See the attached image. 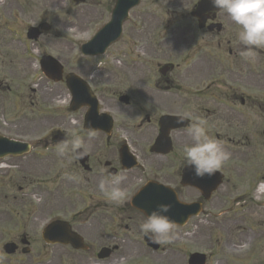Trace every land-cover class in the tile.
<instances>
[{
  "label": "flooded vegetation",
  "instance_id": "1",
  "mask_svg": "<svg viewBox=\"0 0 264 264\" xmlns=\"http://www.w3.org/2000/svg\"><path fill=\"white\" fill-rule=\"evenodd\" d=\"M175 2V1H174ZM100 2L97 3L99 5ZM140 17L142 18L144 15H148V11L145 8L141 13ZM84 19V16L81 17ZM160 24V19L156 18L155 25ZM195 30L197 31V23H195ZM190 29H185L184 33L187 34ZM201 31V30H200ZM194 34L190 35V38H193ZM144 48L148 47L147 43H143L142 45ZM3 48L0 47V58L3 56ZM21 84L17 79L12 69L7 68L5 72L0 73V136L6 135L9 136L8 138L14 139V137L20 136L21 132L31 131L34 132L36 130L35 120H30L24 118L23 122L21 123L19 119V111L23 114L25 113H34L36 107L39 108L40 113L46 114V108L44 104H39L35 100V92L31 91V94L28 95V100H19V96H15L14 98L10 99L4 95V91L10 92L11 85L13 83ZM12 100V101H9ZM44 100V99H42ZM48 101V100H46ZM15 115V116H14ZM71 119L65 116H61V123L63 126L66 125L68 127ZM40 125H46L49 127L51 125V118L46 123V119H43L39 122ZM153 129L145 127H139L136 134L139 135L141 140L149 139L150 135L152 134ZM42 147H46V143L42 145ZM100 158H105L104 160ZM111 158L110 155L106 152L101 154L98 158H95L94 161L89 162L90 164V172L89 174L93 175L95 179L101 180V178L108 176V179L115 175L118 172V169L113 160H109ZM35 161V160H34ZM3 168H7V170H3ZM19 168V158H6L0 159V178L3 176H13V172L10 169ZM140 176H139V175ZM121 175L125 176L126 179L122 183V187L126 188L127 190L131 186L133 176L131 172H124ZM134 179L139 180L142 177L141 173H135ZM13 184V182L9 183ZM180 188L178 187L177 196L181 199H185L187 202H194L191 198L183 197V194L179 191ZM100 191V190H99ZM102 193V192H101ZM100 194V193H99ZM188 197L189 194H186ZM103 205H95L94 207H90L89 217L94 216L98 219H104L105 216L110 217V224L106 227L109 228L111 231V235H109L108 240L102 245L100 242L98 250L101 248H107L109 250L107 258L104 259H97V248L93 246L90 250L87 251V259L84 264H90L92 261H105V264H116L117 261L122 259L123 257H131L135 255L142 260H147L153 264H164V262L172 263V264H201L197 263L195 260L191 259L190 254L196 252L195 245L192 247H187V244L184 246H179L177 244L178 235L176 234L175 240L170 244H162L157 243L158 249L152 250L145 246V242L143 241L145 236L142 234V240H129L125 236H119L116 234V229H123L125 232L130 231L131 227L127 224H124L126 219L134 215L142 216L137 210L133 209L129 202H124L123 205H115L108 203ZM133 211V212H132ZM143 217V216H142ZM102 225H104L102 223ZM180 228H174V230L179 231ZM188 232V230L186 231ZM13 241L16 243L18 247H21V244L27 241L28 245L30 246L33 242L32 238L24 233L17 235ZM191 242V241H190ZM193 244H195L193 242ZM232 248V245L226 246V249ZM227 252V251H225ZM83 263V262H82ZM80 264V260L78 263ZM92 264V263H91ZM94 264V263H93ZM203 264V263H202ZM205 264V263H204ZM215 264H223V259H219L216 261ZM226 264V263H224Z\"/></svg>",
  "mask_w": 264,
  "mask_h": 264
},
{
  "label": "clouds",
  "instance_id": "2",
  "mask_svg": "<svg viewBox=\"0 0 264 264\" xmlns=\"http://www.w3.org/2000/svg\"><path fill=\"white\" fill-rule=\"evenodd\" d=\"M213 7L227 13L231 21L239 26L237 38L243 47L239 55L248 62H255L256 50L264 49V0H210ZM189 119L185 114L180 122ZM192 143L183 149L184 167L191 168L197 177L214 175L231 158V153L216 138L209 135L207 121L195 118L188 126ZM71 137L57 146L59 155L63 156L67 150L76 154L80 159L87 155L84 141L80 135L72 130L66 134ZM95 135L89 129V138ZM70 179L72 177H69ZM126 179L123 175H113L99 183V190L106 201L115 205H123L129 193L122 187ZM170 206L160 204L141 224V231L155 243L170 244L176 238L175 223L167 216Z\"/></svg>",
  "mask_w": 264,
  "mask_h": 264
},
{
  "label": "rangeland",
  "instance_id": "3",
  "mask_svg": "<svg viewBox=\"0 0 264 264\" xmlns=\"http://www.w3.org/2000/svg\"><path fill=\"white\" fill-rule=\"evenodd\" d=\"M257 65L258 69L261 70L257 71V73L262 74L257 76L248 75L249 77L245 80L259 86L261 89L258 90V93L264 95V71H262L264 70V56H260L258 58ZM234 118H236V116H234ZM253 118L255 119V123H257L256 119L259 121L257 126L258 135H255L253 143L250 141V145L253 148L251 149L249 146L233 148V154H238L240 159L234 158L233 154L231 155V158L228 161L229 172H232L233 167H237L238 170L248 169L256 156L259 158V167L262 168L264 165V117L253 116ZM212 119L215 122V118ZM244 121L246 120L244 119ZM214 124L215 123H212L210 126L212 127ZM218 124L221 126V121H219ZM232 129H235V127ZM229 134L237 136L238 132L235 131L234 134ZM245 136H247V133ZM243 138L244 137L240 138L239 142L243 143ZM232 176L238 178V171L233 173ZM245 185V183H241V185H237L236 190L229 193L224 192L215 202L216 205L213 208V212H215L218 207H223V211H228L233 208V212L231 214L222 218L228 219L223 220V227L226 231L222 233L221 238H224L226 235L228 238L235 240H240L242 237L252 239L257 232L264 233V202L260 203L261 206H257L249 198L241 199L238 203H235V201L232 203L229 199L231 196L234 197L235 195L242 193ZM250 196L255 197L257 200L261 198L254 190L250 193ZM262 198H264V196H262ZM241 230H244V232H241ZM218 232H220L218 229L212 230L213 239L217 238Z\"/></svg>",
  "mask_w": 264,
  "mask_h": 264
}]
</instances>
